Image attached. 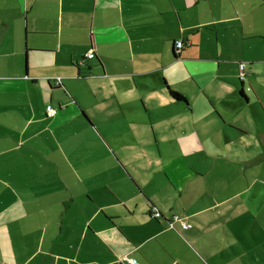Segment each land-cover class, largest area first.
Instances as JSON below:
<instances>
[{"label":"crops","instance_id":"crops-1","mask_svg":"<svg viewBox=\"0 0 264 264\" xmlns=\"http://www.w3.org/2000/svg\"><path fill=\"white\" fill-rule=\"evenodd\" d=\"M263 69L264 0H0V264H264Z\"/></svg>","mask_w":264,"mask_h":264},{"label":"rangeland","instance_id":"rangeland-1","mask_svg":"<svg viewBox=\"0 0 264 264\" xmlns=\"http://www.w3.org/2000/svg\"><path fill=\"white\" fill-rule=\"evenodd\" d=\"M263 85H264V82H263ZM260 89H261L262 92H264V86H262ZM249 145H251L250 148H252L255 151V155L253 154L255 156V159L258 160V161L259 160H264V149H263V147L261 145L260 146L256 145L254 143V141H252V140L250 141ZM249 152L250 151H244L243 152V157H242L243 161H245L246 159L252 158V155L249 154ZM240 165H241V163L239 164V167H240ZM242 165L243 166L240 167L241 169H239V170H241V173H238V171H237L236 174H237L238 177L242 178V181H243L244 185H246L245 181H247V179H246L247 175H254V176L258 175L259 177H264V161L255 164L256 166H254V167L245 166L246 162H242ZM129 169H130V171L132 173H134L135 170L132 167H129ZM144 170H145L144 171V173H145L146 169H144ZM165 173H166V171L162 170V168H157L155 170V173L152 172V173H150V175H152V179L158 178L160 184H163V182H164L163 177H165ZM263 179L264 178H260V181H262Z\"/></svg>","mask_w":264,"mask_h":264},{"label":"built area","instance_id":"built-area-1","mask_svg":"<svg viewBox=\"0 0 264 264\" xmlns=\"http://www.w3.org/2000/svg\"><path fill=\"white\" fill-rule=\"evenodd\" d=\"M182 45H183L182 40H178L177 43H176V46H177L176 51H179L181 49ZM86 56L89 57V58L93 57L94 56V51L90 50L89 52L86 53ZM245 75H246L245 62H240L239 63V77L241 79H244ZM47 111L50 114H54L55 113V110L51 107V105H47ZM153 215L158 217L160 215V212L155 208L154 211H153ZM175 222H179L183 229H187V228L192 227L191 223L182 220L180 218V216H178V215H173L172 218L169 219V227L175 228ZM125 259L130 264H137L131 258H125Z\"/></svg>","mask_w":264,"mask_h":264},{"label":"trees","instance_id":"trees-1","mask_svg":"<svg viewBox=\"0 0 264 264\" xmlns=\"http://www.w3.org/2000/svg\"><path fill=\"white\" fill-rule=\"evenodd\" d=\"M241 62H245V61H241ZM239 63H240V62H239ZM245 70H246V62H245ZM247 75H248V71L246 70V75H245L244 79L247 77ZM238 76H239V72H238ZM239 78H240V77H239ZM240 79H241V78H240ZM244 79H241V80H244ZM170 93H171V95H172L173 97H175V98H177V99H185L183 95H181L179 92H177V91H175V90L170 89ZM155 208H156V207H153V208H152L151 215H152L154 218H158V217H160V216L162 215V213H161V211H159V210L157 209V210L160 212V215H159L158 217L154 216V215H153V211H154ZM168 225H169V220H168Z\"/></svg>","mask_w":264,"mask_h":264}]
</instances>
